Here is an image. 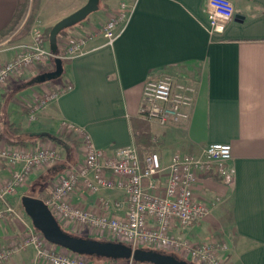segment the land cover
I'll list each match as a JSON object with an SVG mask.
<instances>
[{
  "label": "crops",
  "instance_id": "0c3cea01",
  "mask_svg": "<svg viewBox=\"0 0 264 264\" xmlns=\"http://www.w3.org/2000/svg\"><path fill=\"white\" fill-rule=\"evenodd\" d=\"M35 1L26 34L15 32L21 20L0 34V43L12 40L11 45L0 46V65L30 43L33 32L44 34L87 0ZM121 2L132 8L131 14L110 44L100 26ZM231 2L234 19L222 32H214L204 10L206 0H100L98 13L61 36L84 37L85 44L81 53L62 60L58 78L35 80L54 69L52 60L23 69L0 86V144L48 143L60 155L51 165L33 168L16 193L8 196V202L23 214V222L13 216L0 221V246L16 242L25 225L31 224L21 196L41 198L58 176L83 160L82 138L63 127L71 123L109 156L134 145L142 160L156 151L164 167L175 152L199 155L209 143H229L231 158L223 168L234 175L233 185L224 184L217 164L200 173L193 193L208 204L209 213L190 225H174L172 232L191 243L223 239L228 248L221 256L227 264H264V0ZM17 5L18 0H0V33L10 24ZM163 74L195 88L189 119L161 125L140 116L143 84ZM66 85L71 89L39 107L35 118L29 119L32 103L45 88ZM14 141L23 143L10 144ZM20 166L21 162L11 166L0 160V188ZM166 175L164 169L157 191L164 187ZM70 199L94 212H101V202L108 201V214L114 217L126 211L125 193L119 190L93 193L79 185ZM79 235L90 237L87 232ZM33 255L34 249L28 247L2 264H32Z\"/></svg>",
  "mask_w": 264,
  "mask_h": 264
},
{
  "label": "built area",
  "instance_id": "2783aa9c",
  "mask_svg": "<svg viewBox=\"0 0 264 264\" xmlns=\"http://www.w3.org/2000/svg\"><path fill=\"white\" fill-rule=\"evenodd\" d=\"M132 8L121 2L116 11L100 26L107 39L113 40L124 29ZM211 31L222 32L234 19L235 11L231 0H206L204 6ZM48 39L40 31L33 32L32 41L21 46L10 60L0 65V86L8 78L32 65H45L60 57L70 59L82 52L84 37L68 36L58 43L54 54L48 47ZM71 85L62 88L44 89L32 103L29 119L35 118V111L56 99L59 93L70 90ZM195 88L191 83L180 81L169 74L149 78L143 84L139 114L148 121L161 125L174 124L189 119V108L194 102ZM63 127L75 130L84 145L83 160L58 176L49 193L41 197L60 226L75 234L87 232L90 237L106 236L112 241H121L132 248L147 247L164 252L181 254L194 264H227L221 253L227 250L223 239H211L191 243L178 238L174 225L184 227L204 218L209 213L208 204L195 197L193 187L199 174L212 164L220 166L224 184L232 186L234 175L225 172L223 165L231 158L229 143H209L199 155L175 152L164 167L156 151H150L142 160L134 145L118 148L112 156L96 148L90 137L71 123ZM57 148L48 143L33 146H12L0 144V160L14 165L21 162L19 169L12 170L10 177L0 188V221L9 216L23 222V214L11 205L7 198L16 193L32 169L39 165H51L59 159ZM167 169L164 187L157 191V179ZM82 185L90 192L100 189L119 190L125 193L126 211L122 217L108 214L110 203L102 201L101 212L75 205L70 196ZM119 207L118 202H114ZM28 247L34 249L32 264H113L96 263L85 255L68 251L47 241L32 224H26L20 238L10 245L0 246V264L15 253ZM117 264H150L127 260Z\"/></svg>",
  "mask_w": 264,
  "mask_h": 264
},
{
  "label": "water",
  "instance_id": "95a60500",
  "mask_svg": "<svg viewBox=\"0 0 264 264\" xmlns=\"http://www.w3.org/2000/svg\"><path fill=\"white\" fill-rule=\"evenodd\" d=\"M99 1L87 0L84 5L59 19L51 26L48 33V45L52 53L57 54L58 52L57 40L59 32L82 22L89 14L98 10ZM62 72L63 61L60 57H55L54 69L37 75L35 80L37 82L53 80L58 78ZM20 203L32 226L41 232L47 241L73 253L104 259L133 260L150 264H194L186 259L178 258L172 253L145 247L132 248L121 241L101 240L70 233L60 226L40 197L25 194L21 196Z\"/></svg>",
  "mask_w": 264,
  "mask_h": 264
},
{
  "label": "trees",
  "instance_id": "16d2710c",
  "mask_svg": "<svg viewBox=\"0 0 264 264\" xmlns=\"http://www.w3.org/2000/svg\"><path fill=\"white\" fill-rule=\"evenodd\" d=\"M28 2H29V0H18V5H17L16 11H15V13L13 15V18H12L10 24L7 26L6 29H4L3 31H1L0 34H5V33L9 32L19 22V20H21V18L26 13L27 6H28ZM35 4H36V1L35 0H31V7H30L31 9H30L29 15H28V17H27L24 25L22 26V29H26V30H29L30 29L31 24H32L33 19H34V15H35ZM66 30L67 29H64V30H61L59 32V34H58V40H59V38L62 35L65 34ZM48 33H49V29L44 32V36L46 38H48ZM19 143H23V142L14 141V142H12L10 144H19ZM73 234H75V233H73ZM75 235H78V234H75ZM160 251H162V250H160ZM162 252H164V251H162ZM87 257H90V256H87ZM177 257L178 258H181L180 256H177ZM93 258L99 259L98 257H93ZM181 259H183V258H181ZM105 260L114 261L112 259H105ZM115 261H117V260H115ZM125 261H127V260H118V262H125Z\"/></svg>",
  "mask_w": 264,
  "mask_h": 264
},
{
  "label": "rangeland",
  "instance_id": "374dc122",
  "mask_svg": "<svg viewBox=\"0 0 264 264\" xmlns=\"http://www.w3.org/2000/svg\"><path fill=\"white\" fill-rule=\"evenodd\" d=\"M31 7V0H29V2H28V6H27V10H26V13H25V15L21 18V25H20V27L15 31V32H17V34H19V35H24V34H26L29 30H26V29H22V26L24 25V23H25V21H26V19H27V17H28V15H29V12H30V8ZM98 10H96V11H94V12H92L91 14H89L88 15V17L87 18H89V17H92L94 14H96V13H98L97 12ZM11 34V33H10ZM61 38V37H60ZM59 38V43L61 42V40H62V38L60 39ZM11 42H12V40H5V41H3L2 43H0V46H8L9 44L11 45ZM46 90H52L53 88L51 87V88H45ZM82 234H84V232H82ZM79 235V234H78ZM81 236H85V235H81ZM93 238H95V237H93ZM97 239H101V238H97ZM101 240H109V239H107V237L106 236H103L102 237V239ZM145 248H147V247H145ZM167 253H169V252H167ZM173 254V253H172ZM176 256H181V254H179V253H176ZM89 258V260L90 261H94V262H96V263H107V262H111V263H113V264H117V263H120V262H118V260L117 261H110V260H105L104 258H99V259H96V258H93V257H88ZM186 260H188V261H190V259L189 258H185Z\"/></svg>",
  "mask_w": 264,
  "mask_h": 264
}]
</instances>
